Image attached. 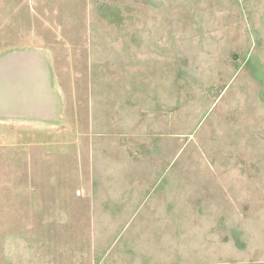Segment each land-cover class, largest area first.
<instances>
[{
    "label": "rangeland",
    "instance_id": "rangeland-1",
    "mask_svg": "<svg viewBox=\"0 0 264 264\" xmlns=\"http://www.w3.org/2000/svg\"><path fill=\"white\" fill-rule=\"evenodd\" d=\"M0 264H264V0H0Z\"/></svg>",
    "mask_w": 264,
    "mask_h": 264
}]
</instances>
